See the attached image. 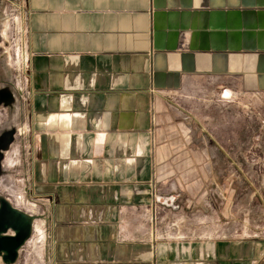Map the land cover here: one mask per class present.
Masks as SVG:
<instances>
[{
  "label": "crops",
  "instance_id": "crops-1",
  "mask_svg": "<svg viewBox=\"0 0 264 264\" xmlns=\"http://www.w3.org/2000/svg\"><path fill=\"white\" fill-rule=\"evenodd\" d=\"M17 18L28 186L48 206L51 264L260 263L264 241L184 252L125 238L120 221L153 186L196 195L207 152L192 141L215 137L197 134L191 84L264 94V0H20Z\"/></svg>",
  "mask_w": 264,
  "mask_h": 264
},
{
  "label": "rangeland",
  "instance_id": "rangeland-1",
  "mask_svg": "<svg viewBox=\"0 0 264 264\" xmlns=\"http://www.w3.org/2000/svg\"><path fill=\"white\" fill-rule=\"evenodd\" d=\"M19 1L0 0V88L15 93L14 103L0 102V201L32 218L16 260L8 263L0 254V264H51L50 214L44 212L46 201L37 200L28 186V137L21 134L23 100L17 87L22 89L25 76L15 27ZM202 86L187 88L186 106L203 121L194 125L197 134L206 132L215 139L192 141L207 152L197 156L196 195L192 188L179 191L174 181L153 186L155 198L133 207L120 221L133 233L125 236L128 232L123 231L125 238L178 243L184 252L194 243L264 241V94L233 90L235 94L220 102L209 90H200ZM12 129L7 138L5 132ZM259 262L264 264V255Z\"/></svg>",
  "mask_w": 264,
  "mask_h": 264
},
{
  "label": "water",
  "instance_id": "water-1",
  "mask_svg": "<svg viewBox=\"0 0 264 264\" xmlns=\"http://www.w3.org/2000/svg\"><path fill=\"white\" fill-rule=\"evenodd\" d=\"M21 93V90L17 88ZM13 93L3 87L0 90V102H13ZM14 129L6 131L7 138H11ZM8 145L4 146L6 149ZM30 217L24 212L10 206L4 199L0 201V254L4 261L14 262L19 248L23 245L30 233ZM11 232V233H9Z\"/></svg>",
  "mask_w": 264,
  "mask_h": 264
},
{
  "label": "built area",
  "instance_id": "built-area-1",
  "mask_svg": "<svg viewBox=\"0 0 264 264\" xmlns=\"http://www.w3.org/2000/svg\"><path fill=\"white\" fill-rule=\"evenodd\" d=\"M221 80L219 77H213L209 80L208 84H207V87L206 86H202L200 88L203 89V90H209L211 88H214V85L216 83H220ZM194 84H191V86H193ZM223 85V84H222ZM209 88V89H208ZM234 90V85L233 84H225L223 86L220 87V90L215 92V91H208L207 93L211 96H214L217 98L218 101L222 102V101H225L227 98H229L231 95H232V91ZM221 98V99H219ZM154 198H155V194H153Z\"/></svg>",
  "mask_w": 264,
  "mask_h": 264
}]
</instances>
